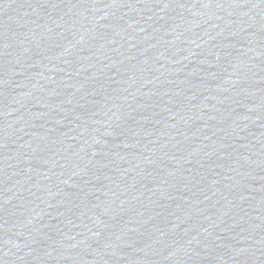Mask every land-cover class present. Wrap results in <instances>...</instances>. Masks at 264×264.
Segmentation results:
<instances>
[{
	"label": "water",
	"instance_id": "obj_1",
	"mask_svg": "<svg viewBox=\"0 0 264 264\" xmlns=\"http://www.w3.org/2000/svg\"><path fill=\"white\" fill-rule=\"evenodd\" d=\"M0 264H264V0H0Z\"/></svg>",
	"mask_w": 264,
	"mask_h": 264
}]
</instances>
